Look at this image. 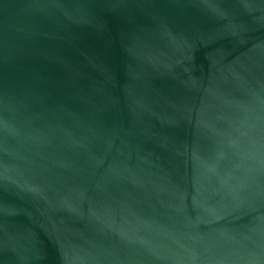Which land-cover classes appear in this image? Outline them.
<instances>
[{
  "label": "water",
  "instance_id": "1",
  "mask_svg": "<svg viewBox=\"0 0 264 264\" xmlns=\"http://www.w3.org/2000/svg\"><path fill=\"white\" fill-rule=\"evenodd\" d=\"M0 264H264V0H0Z\"/></svg>",
  "mask_w": 264,
  "mask_h": 264
}]
</instances>
